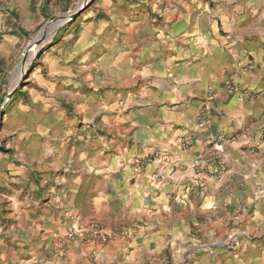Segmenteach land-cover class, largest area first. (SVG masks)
<instances>
[{"label":"crops","instance_id":"1","mask_svg":"<svg viewBox=\"0 0 264 264\" xmlns=\"http://www.w3.org/2000/svg\"><path fill=\"white\" fill-rule=\"evenodd\" d=\"M46 15L11 0L0 12V54L12 55ZM68 23L0 133V216L6 186L33 188L24 212L22 198L8 196L16 220L8 227L0 217V263L98 264L129 248L127 259L141 262L187 247L182 264H264L250 233L264 230V0H96ZM72 109L102 138L74 166L71 196L92 200L82 214L52 201L68 175L66 128L58 143L54 135ZM245 131L254 138L230 141ZM92 220L109 237L124 223L128 239L78 237L63 257L49 255L53 241ZM196 231L206 246L217 234L237 237L199 255Z\"/></svg>","mask_w":264,"mask_h":264},{"label":"rangeland","instance_id":"2","mask_svg":"<svg viewBox=\"0 0 264 264\" xmlns=\"http://www.w3.org/2000/svg\"><path fill=\"white\" fill-rule=\"evenodd\" d=\"M11 0H0V12L6 13L8 10V6H10ZM85 0H31V5L36 6L41 5L44 9V13H47L46 20L38 26L35 30L29 31L25 33V39H21V41L16 46V50L13 51L12 55H4L2 56L0 54V70L4 69L5 74L3 76H0V133L4 127L5 121L7 116L9 115V112L11 111V106L16 101L14 95L18 94L21 89H25L26 85L28 84L30 80V76L34 72V70L45 61V55L46 52L50 49V47L56 42L58 38L61 36V32L63 31V28L66 26H69L68 19L61 20L57 24L54 25V27L50 28V30L47 32V38L49 35H51V40L53 36H55V41L50 42L47 41V38L44 40L43 44L40 46L34 45L31 50L30 54L26 58V62L24 65V60L26 57V54L28 53V50L31 46V43L39 36V34L45 29V27L52 21L60 18L61 16L65 14H69L73 12L78 6H80ZM96 0L93 1L95 3ZM90 5L86 6L85 8L89 7ZM10 17V14H9ZM75 18V17H74ZM4 32H0V38L1 34ZM6 33V32H5ZM12 59V61H11ZM11 61V62H10ZM11 97H14L11 99ZM74 112V110H68L66 113V116L62 118L59 122V124L56 126L57 134H55V140L56 143H58V140L64 137L63 128H66V139H67V167L63 170L64 172H67V181L64 183V188L58 189L56 187L53 191V195L55 198L60 197L59 199L52 200L55 205L59 204L63 208L67 210L76 209L80 214L88 211L91 208V199H88L87 197H77L74 198L73 195L71 196V182L73 178H75L76 175H78V168L74 167L77 165V162L79 161V157L84 154L88 153L90 150V144L94 143L95 139H100V142L102 140L100 134H90L88 131H86V127H84L85 120L81 119L78 115V113ZM80 126V127H77ZM262 127V128H261ZM74 129V130H72ZM264 130V122L263 125L260 126V129L257 130V132ZM61 132V134H60ZM99 132H102L99 130ZM250 132L245 131L243 134H234L232 137H230V141H239V138L246 137L253 139L255 133L249 134ZM104 137V141L106 139H109L106 135L102 136ZM100 147L103 148V144ZM58 145V144H57ZM259 145V146H258ZM257 146L261 147V152L264 154V139L259 138V142ZM107 148V147H105ZM247 148V147H246ZM260 150L256 147L252 149L253 153H258ZM103 154V155H102ZM100 155L104 156L106 155V151L104 150L103 153L100 152ZM264 159V155L262 156ZM136 163V162H135ZM143 164V163H142ZM217 165L214 164V167ZM220 166V165H219ZM220 170V169H219ZM7 190H2L3 194L6 195L4 199L2 200V209L4 214L0 216L3 221L4 226L12 227L14 226L16 217L7 214V210H10L12 207L11 202L8 199V196L11 194H18L20 198L19 202L23 208H19V212H24L22 210H25L26 208V198L32 193L33 188H31V184L29 182H23L19 184H10L9 186H6ZM18 190V192H17ZM46 196H48L46 194ZM50 199H52V195H50ZM51 204V201H48V204ZM98 226L99 228H96ZM126 225L121 222H114L111 225L110 230V237L104 234V227L105 225L97 220H92L88 224H83V227L79 230H73V232L67 233L63 236H60L57 238L56 241H53V243L50 246V249L52 252H50L51 257H55V255L59 257H63L65 251L68 249L69 245L75 241L78 237H82L83 241L85 242H107L110 239H128L125 234H115L117 230L124 229ZM100 229V230H98ZM103 230V231H102ZM126 230V229H125ZM127 231V230H126ZM12 232V231H11ZM27 231L19 233V235L23 234L26 238ZM83 234V235H80ZM251 237H256L255 243L258 245L260 255H263L264 252V230H257V231H251ZM29 234V233H28ZM201 232H195L194 234V242H191V245L196 247L198 250V254H206V249L208 250L209 247H217L221 246L222 242H228L227 244L231 245L232 242L237 237L234 235L233 237H225L220 238V234H217L214 236L213 239H211L210 244L213 246H210L209 244L206 246V243H209V240H206V234H202L204 236H201ZM263 234V235H262ZM200 235V236H198ZM247 235H240L239 238H247ZM229 240V241H228ZM215 245V246H214ZM226 245V244H225ZM187 247H182L176 250V254L174 255V251H172L169 247L164 250V252L160 255H152L149 256L145 261L139 262L138 259L136 261H129L126 257V255H132L130 253L131 248L124 250L120 255H114L117 256L115 259L112 257L109 261L100 262L98 264H182L181 262L184 260L183 255L187 251ZM119 254V253H118ZM106 262V263H105ZM0 264H13L11 260L8 261V263L3 262ZM16 264V263H15ZM29 264V263H28Z\"/></svg>","mask_w":264,"mask_h":264},{"label":"water","instance_id":"3","mask_svg":"<svg viewBox=\"0 0 264 264\" xmlns=\"http://www.w3.org/2000/svg\"><path fill=\"white\" fill-rule=\"evenodd\" d=\"M94 0H85L80 6H78L73 12L69 13V14H65L63 16H61L60 18L50 22L45 29L39 34V36L31 43V46L28 50V53L26 54L25 60H24V65L26 62V58L28 57V55L30 54V50L34 45L40 46L41 44H43L44 40L47 38V32L50 30V28L54 27V25L58 22H60L63 19H68V21L72 20L74 17H76L83 8H85L86 6L90 5Z\"/></svg>","mask_w":264,"mask_h":264},{"label":"built area","instance_id":"4","mask_svg":"<svg viewBox=\"0 0 264 264\" xmlns=\"http://www.w3.org/2000/svg\"><path fill=\"white\" fill-rule=\"evenodd\" d=\"M232 90H235V87H231ZM240 98H243L242 94L239 95ZM207 111L206 109L202 110V112L200 113L199 117H198V121L202 124H206L208 123V118H207ZM257 135L260 139H264V130H261L259 132H257ZM136 165L137 166H141L142 165V162L141 161H137L136 162ZM96 228H99L98 226H96ZM100 230V229H98ZM101 231V230H100ZM118 233H121V234H125L126 233V230L125 229H121V230H117V232L115 234H118Z\"/></svg>","mask_w":264,"mask_h":264},{"label":"bare ground","instance_id":"5","mask_svg":"<svg viewBox=\"0 0 264 264\" xmlns=\"http://www.w3.org/2000/svg\"><path fill=\"white\" fill-rule=\"evenodd\" d=\"M63 20H66V19H63ZM57 24V23H56ZM51 40V37L47 38V41H50Z\"/></svg>","mask_w":264,"mask_h":264}]
</instances>
